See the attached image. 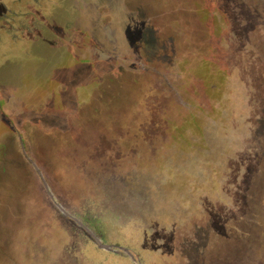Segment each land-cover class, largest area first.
<instances>
[{
	"label": "rangeland",
	"instance_id": "374dc122",
	"mask_svg": "<svg viewBox=\"0 0 264 264\" xmlns=\"http://www.w3.org/2000/svg\"><path fill=\"white\" fill-rule=\"evenodd\" d=\"M11 1L0 264H264V0Z\"/></svg>",
	"mask_w": 264,
	"mask_h": 264
},
{
	"label": "flooded vegetation",
	"instance_id": "af4514ba",
	"mask_svg": "<svg viewBox=\"0 0 264 264\" xmlns=\"http://www.w3.org/2000/svg\"><path fill=\"white\" fill-rule=\"evenodd\" d=\"M14 1H15V0L11 1V4H13V5H14ZM8 11H9V9H8Z\"/></svg>",
	"mask_w": 264,
	"mask_h": 264
}]
</instances>
